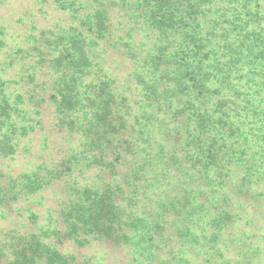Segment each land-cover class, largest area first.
Listing matches in <instances>:
<instances>
[{"label":"trees","instance_id":"obj_1","mask_svg":"<svg viewBox=\"0 0 264 264\" xmlns=\"http://www.w3.org/2000/svg\"><path fill=\"white\" fill-rule=\"evenodd\" d=\"M34 1L67 21L10 47L0 156L50 126L0 201L58 197L44 223L25 209L0 264H95L94 243L133 264H264V0Z\"/></svg>","mask_w":264,"mask_h":264},{"label":"rangeland","instance_id":"obj_2","mask_svg":"<svg viewBox=\"0 0 264 264\" xmlns=\"http://www.w3.org/2000/svg\"><path fill=\"white\" fill-rule=\"evenodd\" d=\"M39 10L41 9L34 0H0V31L4 29L3 31L6 33L3 38L0 37L2 39L0 76L4 81L16 79L20 72L18 65L9 67L11 57L8 53L10 47L13 46L15 49L18 45H24L23 42L29 34H39L43 30H56L57 24H65L67 21V16L57 12L49 3L44 4L42 11ZM22 84H11V86H8L7 91L12 92L13 95L16 94L15 88L25 92V87L22 88ZM49 121L50 116L45 119L44 130L39 129L31 139L21 140V145L19 144L14 158L0 156L1 176H15L21 170L29 167V163L33 164L41 161L39 153L29 155L26 149L30 146L41 145L47 135L46 131L49 130ZM2 194L3 191L0 193L1 200L4 197ZM57 197L56 190L50 187L31 196L22 203H15L11 207L0 201V241L14 228L23 230L26 221V208H31L40 215V223L48 221L49 209L55 207ZM83 255L87 259L90 258L95 264H133L132 258L134 257H131L124 250L120 251L111 248L109 245L99 243L81 249L80 256Z\"/></svg>","mask_w":264,"mask_h":264}]
</instances>
